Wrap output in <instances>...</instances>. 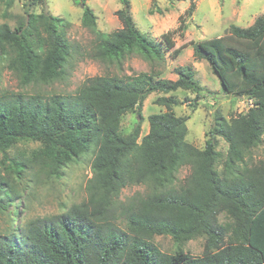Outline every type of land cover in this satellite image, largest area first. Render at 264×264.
I'll list each match as a JSON object with an SVG mask.
<instances>
[{
	"label": "trees",
	"instance_id": "1",
	"mask_svg": "<svg viewBox=\"0 0 264 264\" xmlns=\"http://www.w3.org/2000/svg\"><path fill=\"white\" fill-rule=\"evenodd\" d=\"M196 1L176 30L162 34V44L174 58L191 45L194 58L211 65L224 92L252 100V106L230 120L217 111L200 149L186 141L188 117L172 111L178 103L174 95L157 99L167 110L150 114L149 131L141 136L142 107L151 93L201 88L192 65L176 67L175 80L144 71L90 77L73 95H1L4 154L20 140L40 142L32 158L57 177L82 155L94 156L87 198L29 221L20 236L15 229L0 232V264H264V157L254 164L247 160L264 137V14L248 27L231 24L222 36L175 48L173 35H184ZM121 2L116 14L122 27L112 33L99 31L93 9L82 3V22L97 35L93 58L120 62L134 51L148 60L161 58V44L137 27L130 0ZM68 25L46 12L28 14L15 30L2 23L0 53H13L8 66L26 84L58 80L71 56ZM132 111L141 120L124 134L122 117ZM217 137L228 143L224 175L217 170ZM182 166L191 172L176 185L175 172ZM27 167L14 159L7 171L21 176ZM137 184L149 191L118 201L123 188ZM18 196L0 171V214H9ZM221 213L231 221L221 222ZM155 235L179 241L206 235L205 249L200 256L182 249L169 254L152 241Z\"/></svg>",
	"mask_w": 264,
	"mask_h": 264
},
{
	"label": "rangeland",
	"instance_id": "2",
	"mask_svg": "<svg viewBox=\"0 0 264 264\" xmlns=\"http://www.w3.org/2000/svg\"><path fill=\"white\" fill-rule=\"evenodd\" d=\"M84 1L93 9L99 31L112 33L122 27L116 14L124 6L121 0H0V25L7 23L15 30L26 23L30 13H50L69 22L66 35L71 44V56L67 58L62 77L49 83L22 82L17 72L8 66L13 53H0V96L73 95L86 79L100 75L129 77L146 71L153 72L157 77L175 80L178 78L176 67L192 65L201 88L177 90L168 94L151 93L142 107L144 118L141 136L149 131L148 116L167 110L165 105L157 103V99L174 95L178 103L172 106V111L178 116L188 117L186 141L200 149L205 147L210 138V129L217 111L230 120L245 113L252 106V100L226 94L211 65L206 60L194 58L191 45L183 48L174 58L171 55L172 50L165 49L162 44V34L178 28L180 17L189 8L191 0H130V12L137 27L151 41L161 44L162 57L148 60L134 51L126 53L120 62L93 58L97 35L82 22ZM262 14L264 0H197L196 9L187 20L188 28L184 35H173L175 48L190 41L198 42L222 36L228 32L231 24L248 27ZM140 120L137 111L126 113L121 120V131L124 134L130 133ZM40 147V142L20 140L6 154L0 151V171L8 175L13 189L19 195L10 206V213L0 214V232L15 229L21 235L29 221L62 213L72 204L87 198L86 187L93 176L91 165L94 153L90 151L74 160L63 169V175L57 177L32 158ZM217 149L220 152L217 170L224 175L223 163L227 156L228 143L222 137H217ZM263 157L264 137L262 143L249 152L247 160L249 164H254ZM14 159L24 160L28 165L21 176L7 171V165ZM190 172V166L180 167L175 172L176 185L184 182ZM148 191L146 184L129 185L123 188L118 201L125 202L134 195ZM219 220L231 221L225 213L220 214ZM152 241L169 254L182 249L193 256H200L205 249L206 235L182 241L170 235H155Z\"/></svg>",
	"mask_w": 264,
	"mask_h": 264
}]
</instances>
